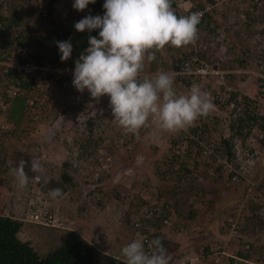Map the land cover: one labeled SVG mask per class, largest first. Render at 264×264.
<instances>
[{
	"label": "rangeland",
	"instance_id": "rangeland-1",
	"mask_svg": "<svg viewBox=\"0 0 264 264\" xmlns=\"http://www.w3.org/2000/svg\"><path fill=\"white\" fill-rule=\"evenodd\" d=\"M18 1L10 0V7L17 4ZM20 3L18 15L23 17L27 14L23 17L24 25H26L24 30L26 33L27 31L32 32L29 43L33 47H38L37 33L33 30L46 32L49 25V23H40L37 19L41 2L29 0ZM57 4H59L60 11L49 18L55 21L51 24L53 27L62 23L67 30L68 24L81 20L76 19V11L73 7L69 12L66 11V0H57ZM216 10L224 11L225 14L233 13L235 17L244 13L234 3L225 4ZM212 14L214 15L213 11L210 12V16ZM249 33V28L244 25L241 18L237 19V35L230 34L228 39L227 33L226 35L224 33L228 39L227 42L225 38L222 43L216 44L215 52L209 58L213 65L226 66L223 69L238 72L233 80L229 81L233 85L245 81L248 77V74L239 72L245 67L242 65L243 63L240 65L238 54L240 53L242 56L246 52L245 38ZM145 62L148 63L149 68L144 69V72L147 73L146 76H152L160 65H156V61L148 62L146 60ZM251 82L253 83V79L249 80L248 90H253L255 87ZM3 83L4 81L1 82L0 89H2ZM216 87L214 81L213 84H207L210 93ZM39 92L32 94L29 100L32 109L24 110L19 121L20 127L6 123L4 117L0 115V131L21 129L15 136L9 135L2 138L0 148H5L9 154L17 155L19 152L21 156L28 157L29 164L25 170L31 178L28 186L20 189L12 175L8 172L0 173V213L17 219H26L25 221L28 220V212L34 210L43 212L46 208L53 213L55 218L53 226L41 227L28 222H25L23 226L20 239L31 241L39 254H46L57 248L68 231H75L96 247L98 253L95 264H104L107 257L126 261L121 254V249L134 239L135 233L131 228L129 215L139 216L140 212L145 211V207L149 205L148 201L153 202L155 194L150 192H154L155 184L151 179L155 173V167L164 157L172 158L171 147L174 144L171 139L182 133L187 134L188 127L179 131H164L156 121L150 119L146 127L142 128L138 134H133L119 126L113 114L108 111L107 105L110 102L108 96L93 98L90 94L84 99L80 95H73L69 87L65 86L63 89L62 84L57 83L56 80L52 81L48 87L40 88ZM249 93L252 95L251 91ZM177 94L182 95L179 92ZM12 104L13 100L4 103V97L1 96L0 110L3 113L7 112V109L10 110ZM253 108L252 106L249 109L253 110ZM260 110L261 107L258 112ZM241 112L242 110L234 112L224 108H215L209 114L216 120L213 121L215 129L203 135L205 138L201 142V146L208 139H223L222 137L227 134H233L231 139L237 137L231 125ZM195 125L201 126L197 121L191 126ZM200 133L202 134V132ZM244 133L239 136L243 137ZM131 135L134 137L130 141L128 136ZM84 137L101 138L103 148L112 147L110 153L100 148L97 152V159L110 158L108 162L110 166L106 173H111L112 168L117 166L115 179L104 178L101 183L94 181L95 171L98 168L96 162L91 159L82 160L80 158L81 150L75 143L76 140L81 141ZM190 137L197 139L193 135ZM36 159L40 161L42 168L39 172H32L30 170L31 161ZM178 160L185 166H192L191 159L185 155ZM65 162L69 163L66 172L73 178L75 187L64 194L62 198L52 199L44 193V183L51 179L59 183L60 176L64 172ZM174 167L179 169L177 165ZM198 169L204 170V167L201 166ZM222 172L218 179L204 177V183L201 185L208 192L205 197L194 199L192 193L188 198L187 194L180 195L181 191H178L180 192L177 196L179 199V204L176 207L178 214H174L172 220L169 221L170 224L165 225L162 229L167 239L172 238L174 241L184 244L182 237L198 235L210 225L218 198L222 197L227 186L238 184L234 176L229 178V174L234 173L233 169H222ZM30 174L35 177L32 178ZM42 177H44L43 182L41 181ZM157 183L159 190L155 192H158V198L163 197L166 202L173 203L175 193L173 191L178 185L175 176L169 179L168 183ZM183 187H188V184ZM193 201H197L195 205L193 204L196 214L193 219H188L187 214L192 208ZM157 202L158 205L162 204V200ZM170 225L175 229L178 227V231L171 234ZM147 226L149 232L153 233L155 229L150 225ZM214 228L217 231L219 226L211 227L210 231ZM199 245L201 244L198 243L196 246L199 247ZM197 252L192 248L190 251H183L180 256H175V260H171L170 264H190L191 262L193 264H210V259L203 261L200 257L202 253Z\"/></svg>",
	"mask_w": 264,
	"mask_h": 264
},
{
	"label": "trees",
	"instance_id": "trees-1",
	"mask_svg": "<svg viewBox=\"0 0 264 264\" xmlns=\"http://www.w3.org/2000/svg\"><path fill=\"white\" fill-rule=\"evenodd\" d=\"M18 1V0H17ZM28 2L29 0H19L17 4L12 5L9 9L11 12L10 18L5 20L4 28L11 29L14 33L15 39L20 40L23 44H30V34L32 32L24 30V19L26 15H18V8L20 7V2ZM37 1V0H35ZM201 3L203 0H197ZM210 1V0H207ZM39 2H44V0H39ZM54 0H50V4H47V8L49 9V13L47 17H44L42 14L38 13V21L40 23H49L46 32H39L36 29L33 32L37 33V44L40 51L45 52V57H49L53 59L54 62H57L62 68L69 67L71 69H75V61L79 58V56L89 47L88 44V36L89 33L87 31L80 33L77 32L74 28V24L77 21H74V24L68 29L65 30L62 23H58L55 27L53 24L55 21L49 19L52 16L51 6ZM105 0H96L95 4H89L88 7L84 11H76L75 15L76 19H82L83 17L91 14L95 15H104L103 4ZM173 4V3H172ZM210 18V15H207ZM209 24L218 27L214 21H209ZM221 24H219L220 26ZM221 27V26H220ZM92 36H99V30H94L91 33ZM71 39L73 52L72 56L69 60L65 62H61V54L59 52L58 47L56 46V41H66ZM178 52V53H177ZM239 60L241 61V55L238 54ZM185 59L184 56L179 54L177 49H173L171 47L166 46L164 49H161L156 52V65H160L159 69L162 67L163 70L168 71L170 73H174L182 61ZM244 65V62L241 61ZM148 63L145 62V68L148 69ZM222 68H226L223 66ZM157 70V69H156ZM155 71V68H154ZM228 81L232 80L235 76L229 75ZM3 87L0 89V98L4 97V103H8L13 100L12 108L10 110L7 109V112H2L0 110V115L4 117L6 123L20 127V117L22 116L25 109H32V105H29V100L32 97V94L35 92L38 93L40 86L37 85L32 79L28 77H17V74L12 71L8 77H4ZM243 78V77H242ZM241 78V79H242ZM57 83L62 84L63 89L69 87L67 81H63L61 79L56 80ZM178 80L175 76V89L177 92L182 95H187L189 90H184L177 85ZM71 85V84H70ZM185 88L189 87V83H183ZM202 90L208 92L207 86L202 87ZM252 91V96L256 98L258 101L264 100V97L261 93L256 91V89L249 90ZM40 93V92H39ZM215 94V92H211ZM6 105V104H5ZM242 105V112L236 119H234L231 128L235 131V135H241L245 132V129H250L252 126L257 127L258 129L264 131V116L258 115L257 111L261 105L258 106V103L251 100L248 97H244L243 103L238 104L237 107ZM254 107L253 110H250V107ZM1 108V107H0ZM6 108V107H5ZM4 108V110H5ZM235 115V114H234ZM207 120V121H206ZM206 121V122H205ZM216 121L214 117L208 115L197 121L201 126H189L187 129V134L182 133L181 135L174 136L171 139L172 144L186 141L188 144L187 151L185 156L191 159L192 166H185L183 162H178L180 160L179 157L167 158L164 157L158 165L155 167L154 177L157 182L168 183L169 179L175 176V180L177 181V187L173 192L174 202H166L163 200V197L158 198V200H162V204H159L156 212H152L151 207L147 205L145 207V211H141L139 216L137 217V221L139 223L138 229H134L133 225L131 228L138 233L144 234L147 233L150 236L155 238H160L163 242L164 247L168 250V253L171 255V260H175V256H180L181 252L190 251V249H195L197 253L200 254V257L204 260H209L210 258L207 255L209 251L210 245L212 246H221L223 242L229 240H239V242H247L249 243L250 249L247 252H237L236 256L244 259H253L254 254H257L259 250L256 248V243L258 241H262L264 246V234L262 236H248V232L255 228V225L252 224H244L240 227L239 230L234 232H230L229 227L224 226L220 223V217L224 213H228L232 210V208L240 203L244 191L249 187L250 183L255 180L257 174L252 177H248L246 179H238L237 185L227 186L226 190L223 191L222 197L218 198L217 205L215 206L212 213V220L210 221V225L205 228L204 232L199 233L198 235H193L191 237H182V241L184 244H181L179 241H174L172 238H168L162 232V229L165 225H163V220L171 221L174 214H178L177 205L179 204L178 194L181 191L180 195L187 194L188 198L190 194L193 193L194 199H200L202 197L207 196L206 189L201 185L204 183L205 178L218 179L222 175V166L215 167L214 175H210L207 170L198 169L199 167L206 168L208 165L205 162H201L199 160V152L201 150V142L205 138L203 135L205 133H210L215 129ZM235 123V124H234ZM237 125V126H236ZM21 130V129H20ZM20 130H2L0 131V140L6 136H15L18 134ZM202 132V134L200 133ZM247 133V132H246ZM248 134V133H247ZM190 135L197 137V139L191 138ZM134 136H128V140H132ZM78 144L80 148V158L82 160L91 159L96 162V167L100 168L99 159H97V152L100 148L107 151V153L111 152L112 147L108 148L102 147V139H92L91 137H84L81 141L76 140L75 142ZM194 148L196 149L194 151ZM231 144L229 140L221 139L219 145L215 151V154L218 156H226L227 158L231 157ZM17 155H20L17 152ZM15 153L9 154L5 148H0V173H9L10 164L9 161L18 162L21 159L28 161V157L26 156H17ZM181 159V158H180ZM178 166L179 169H174V166ZM64 172L60 176V182L58 183L54 179L48 180L44 183V193L48 196V192L53 188H60L63 191V195L68 191L73 190L75 185L73 182V178L66 172L67 167H69V163H64ZM117 167V166H116ZM116 167L112 168L110 174H108L105 178L107 180L115 179L117 176ZM98 168L96 170L98 171ZM193 170H197L200 176L202 177V181H198L196 178H192L188 184V187H181L182 179L186 178L189 173ZM97 171L95 173L97 174ZM202 172V173H201ZM33 178V174H30ZM234 176L233 173L229 174V178ZM35 177V176H34ZM44 177L41 178V181ZM95 182L101 183L104 181L103 176L96 175L93 178ZM43 182V181H42ZM161 184V183H159ZM157 190L158 183H157ZM57 198V199H60ZM197 201H193L192 208H190L187 218L193 219L195 217L196 211L194 210V205ZM145 205L144 203H142ZM194 204V205H193ZM205 205V204H204ZM231 207V209H230ZM153 213V214H152ZM151 214V215H150ZM141 216V217H140ZM150 225L155 230L153 233H150L148 230V226ZM24 226V222L20 219L3 215L0 213V264H95L97 249L94 245L88 242L86 239L81 237L75 231H68L64 240L61 244L47 252L46 254H39L32 245L31 241H23L20 239V235L22 233ZM219 226V229L216 231H210L211 227ZM171 234L173 232L178 231V227L175 229L174 226L170 225ZM199 247H197V244ZM196 246V247H195ZM264 248V247H263ZM198 254V255H199ZM199 258V257H198ZM255 262H259L260 258L256 257ZM211 264V260H209ZM231 262H234L231 259ZM104 264H126L125 260L115 258V257H107Z\"/></svg>",
	"mask_w": 264,
	"mask_h": 264
},
{
	"label": "clouds",
	"instance_id": "clouds-1",
	"mask_svg": "<svg viewBox=\"0 0 264 264\" xmlns=\"http://www.w3.org/2000/svg\"><path fill=\"white\" fill-rule=\"evenodd\" d=\"M173 1L105 0L103 16L89 14L76 20L75 24L72 23L77 32L89 33V47L75 61L72 85L77 91L73 92L68 83L70 90L73 95H80L84 99L90 94L93 98L110 97L114 119L126 132L138 134L150 119L156 121L164 131H179L207 117L215 108L210 93L202 90L199 84L193 83L187 95H178L174 86L175 73L158 69L152 76L142 75L145 61H155L157 51L168 45L177 48L187 46L198 38L202 13L178 16L173 9ZM202 2L209 8L206 13L207 25L220 29L210 25L211 17L207 16L211 11H217L218 7L213 6L212 0ZM95 3L96 0H74L73 8L82 12L89 4ZM221 29L224 33V29ZM94 30H99L98 37L91 35ZM56 46L61 54V62L71 58V39L56 41ZM9 164V174L15 178L18 187L26 188L31 179L25 170L29 162L21 159L18 162L9 161ZM41 168L38 159L31 161L32 172H39ZM98 173L105 172L97 171L96 175L103 178L110 174ZM62 195L60 188L48 192V196L56 200ZM36 211L40 210L33 212ZM41 213L49 221L48 225L20 220L24 224L28 222L41 227L53 226V213L46 208ZM135 218L134 214L129 215L131 224ZM121 254L126 264H170L171 261V255L160 238L146 241L143 236L136 238L135 233L134 239L121 249Z\"/></svg>",
	"mask_w": 264,
	"mask_h": 264
},
{
	"label": "built area",
	"instance_id": "built-area-1",
	"mask_svg": "<svg viewBox=\"0 0 264 264\" xmlns=\"http://www.w3.org/2000/svg\"><path fill=\"white\" fill-rule=\"evenodd\" d=\"M9 1L0 0V85L2 78L8 77L12 71L17 74V77H28L36 82L41 87H48L54 79H61L71 84L73 92L77 90L72 85L74 70L65 67L62 68L53 59L45 57V52L40 51L39 48L33 47L30 44H23L20 40L15 39L11 29H5V20L9 18ZM69 12L73 7V0H66ZM173 9L178 16L190 15L192 12L202 13L201 23L198 25V38L195 42L182 47H175L169 45L173 49H177L179 54L185 57L178 69L174 72L178 80L177 85L184 90H189L193 83L204 87L207 84H214L217 87L211 94L210 99L214 103L215 108H224L230 111L242 110L244 97H248L254 102L261 105L258 115L264 116V100L258 101L250 95L248 88L249 80L253 79L255 85L254 89L261 93L264 97V0H212L214 7H220L225 4L234 3L236 7H240L244 13L240 14V18L246 27L249 28L250 33L245 38V51L241 57L244 62L243 72L248 74L245 81L238 82L239 84H231L228 81L229 75H237V71L223 69L218 65H213L210 62V56L215 52V45L222 43L225 35L222 29L212 28L207 25L206 13L209 8L205 7L203 2L199 3L197 0H174ZM50 4V0H44L39 7V13L47 17L49 9L46 7ZM57 0H54L51 6V13L55 15L60 11ZM66 12V13H67ZM63 20V19H62ZM73 24H68L70 28ZM216 37V38H214ZM212 59V58H211ZM143 71L142 75H146ZM233 80V79H232ZM189 83V87L185 88L183 83ZM86 93H89L85 89ZM252 92V91H251ZM214 108V109H215ZM107 109L112 113L110 102ZM234 115V114H233ZM248 134H247V133ZM227 134L222 137L229 140L231 144V157L218 156L215 151L221 139H208L201 146L199 152V160L205 162L208 166L204 168L210 175H214L215 167L222 166L223 169H233L234 179H246L257 174L255 180L250 183L249 187L244 191L240 203L235 205L228 213H224L220 217V223L229 227L230 232L239 230L241 226L248 223L254 224L255 228L248 232V236H262L264 234V131L252 126L250 129H245L243 137H237ZM187 150V143H177L171 147V156L182 158ZM110 158H100V172L98 174H106L108 170L107 162ZM177 167H175V170ZM192 178L202 181V177L197 170H193L182 179V187L189 184ZM155 194L153 202L150 205L152 212L157 211L158 194ZM151 197V196H150ZM152 213V214H153ZM151 215V214H150ZM28 221L36 224L48 225L46 217L42 216L40 211L27 214ZM163 224H168V221L163 220ZM133 226L138 229L139 223L137 217L133 220ZM143 236L146 241L154 239L152 236L144 233L135 232V237ZM221 246L210 245L207 252L211 260V264H264V246L262 241L256 243V248L259 250L254 254L253 259H244L237 257V252H247L250 249L249 243L239 242V240H227L220 244ZM147 247V243H146ZM256 257L260 258L257 263L254 260ZM231 259L234 262H231Z\"/></svg>",
	"mask_w": 264,
	"mask_h": 264
},
{
	"label": "crops",
	"instance_id": "crops-1",
	"mask_svg": "<svg viewBox=\"0 0 264 264\" xmlns=\"http://www.w3.org/2000/svg\"><path fill=\"white\" fill-rule=\"evenodd\" d=\"M213 13H214V15L212 14L213 17H212V15L210 16L211 20L214 21L215 24L218 25V27L221 26V28L224 29V33H225V35L227 33L228 39L230 38V34L237 35V17L238 16L235 17L233 15V13L225 14L224 12H218V11H213ZM219 24H221V25L219 26ZM231 45H233V44H231ZM220 62H221V60H220ZM151 181L155 184V187L153 189L154 192L158 191L157 188H156L157 187V181H156L154 175H153ZM143 190H146V188H143ZM148 190H149V188H148ZM150 193H152V192H150ZM190 264H193V262H191Z\"/></svg>",
	"mask_w": 264,
	"mask_h": 264
}]
</instances>
